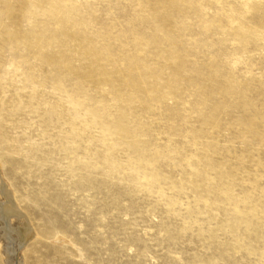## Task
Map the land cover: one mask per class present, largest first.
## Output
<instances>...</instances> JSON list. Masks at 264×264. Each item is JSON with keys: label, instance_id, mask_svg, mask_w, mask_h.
<instances>
[{"label": "rangeland", "instance_id": "1", "mask_svg": "<svg viewBox=\"0 0 264 264\" xmlns=\"http://www.w3.org/2000/svg\"><path fill=\"white\" fill-rule=\"evenodd\" d=\"M0 180V264H264V0H0Z\"/></svg>", "mask_w": 264, "mask_h": 264}, {"label": "bare ground", "instance_id": "2", "mask_svg": "<svg viewBox=\"0 0 264 264\" xmlns=\"http://www.w3.org/2000/svg\"><path fill=\"white\" fill-rule=\"evenodd\" d=\"M0 196L2 197L0 201V240L3 243L5 260L8 263H12L13 254L17 250V247L24 244L33 236V229H31L28 223L26 214L18 208L11 191L2 180H0ZM12 218L21 220V223L13 227L12 225L14 224L11 223Z\"/></svg>", "mask_w": 264, "mask_h": 264}]
</instances>
